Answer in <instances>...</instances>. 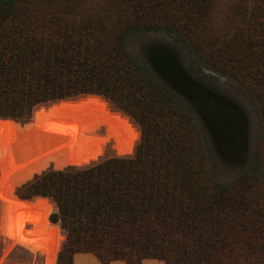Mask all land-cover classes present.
I'll use <instances>...</instances> for the list:
<instances>
[{"label":"trees","instance_id":"1","mask_svg":"<svg viewBox=\"0 0 264 264\" xmlns=\"http://www.w3.org/2000/svg\"><path fill=\"white\" fill-rule=\"evenodd\" d=\"M220 4L253 69L235 79L264 87V0H0V120H12L0 121V159L12 165L7 222L50 237L57 264L77 255L100 264H264V139L257 166L218 181L216 141L163 85L181 73L176 55L141 36L207 34ZM253 91L264 116V92ZM223 123L234 138L233 121ZM101 127L127 133L114 145L120 157L98 160L105 149L91 143ZM77 151V168L63 169ZM22 184L25 222L15 203ZM38 197L52 202L51 215Z\"/></svg>","mask_w":264,"mask_h":264},{"label":"rangeland","instance_id":"2","mask_svg":"<svg viewBox=\"0 0 264 264\" xmlns=\"http://www.w3.org/2000/svg\"><path fill=\"white\" fill-rule=\"evenodd\" d=\"M223 1L224 4H226L227 0ZM220 7L223 11H219L218 9L214 10L209 16V22L205 24L206 29L210 31L207 32V34L199 29L193 30L189 27V31L186 29L188 31V39L186 40L185 38L182 39L180 35L170 31L145 33L141 36L143 37L142 40L146 42L171 48L176 55L179 66L181 67V73H175L173 81L163 82V85L183 102L193 117L192 119L203 130V134L207 136L210 141H216L215 143H211V167L216 179L221 183L227 184L235 181L237 175L244 173L245 170L248 171V169L257 166V151L260 142L264 139V116L261 114L260 103L258 101L259 98L257 97L256 99L253 96L255 94V91L253 90L264 92V87L259 86L253 88L251 87V84L253 83L251 80L243 85L235 79V76L239 74H251L252 72H248V70L253 69L247 68L246 57L242 53L244 52L248 54V52H245L242 47L239 48L237 46V42L239 41H235L232 38L234 33L232 22L229 25L225 23L224 17L226 11L224 8L226 6L220 4ZM235 18L238 17H234L233 19ZM225 26H227L228 29L226 33L223 32ZM215 34H219L220 36H215ZM223 52L224 54H222ZM220 68L228 70L223 71L220 70ZM235 72H237V74H234ZM101 100L107 103L108 109L111 113L127 118L130 124L138 131L137 127L128 117L113 109L104 99L101 98ZM38 108H36V110ZM32 119L33 116L28 122H15L24 125L30 123ZM226 119H230L235 124L236 136L234 138L228 135L227 128L223 123ZM120 134L122 135L116 136L113 134H107V128L105 127H101L96 131L95 136L98 139L92 141L91 146L95 149L98 147L105 149L98 160L105 157H120L117 155L114 145L117 142L120 144H126L127 133L122 132ZM79 139L80 127L78 132V145ZM139 139L136 141L132 153L125 156H131L133 154ZM77 163L78 151L76 155V163L68 167H63V169L69 167L77 168ZM47 170L56 169L49 167L42 172ZM42 172L34 174L33 178ZM10 182L11 176L9 185L0 192L1 197L7 199ZM25 184L20 185L15 193V203L24 222L26 212V203L24 201L27 200H21L17 192ZM38 198L49 202V214L51 215L54 211L52 202L47 198ZM53 226L58 227L57 225ZM23 227L27 229L29 234L39 235L32 231V226L27 225ZM60 234L64 241L61 231ZM63 241L61 242L60 247L62 246ZM6 247L7 240L0 235V264H44V256L39 253L32 254L21 247H16L11 251L5 252ZM74 264L100 263L90 255H77L74 258ZM110 264L125 263L113 262ZM141 264L162 263L149 260L143 261Z\"/></svg>","mask_w":264,"mask_h":264},{"label":"bare ground","instance_id":"3","mask_svg":"<svg viewBox=\"0 0 264 264\" xmlns=\"http://www.w3.org/2000/svg\"><path fill=\"white\" fill-rule=\"evenodd\" d=\"M12 121V120H4ZM11 163L0 159V192L9 185ZM7 199L0 196V235L7 240L5 252L21 247L32 254L44 256V264H56L57 246L49 237L29 234L23 226L11 225L7 222Z\"/></svg>","mask_w":264,"mask_h":264},{"label":"water","instance_id":"4","mask_svg":"<svg viewBox=\"0 0 264 264\" xmlns=\"http://www.w3.org/2000/svg\"><path fill=\"white\" fill-rule=\"evenodd\" d=\"M86 97H89V96H86ZM91 97H97V98H99V99H101V97H98V96H91ZM82 98H85V97H82ZM77 100V99H76ZM69 101H75V100H69ZM61 102H66V101H61ZM58 103H60V102H58ZM58 103H55V104H58ZM52 105H54V104H51V105H49V106H43L44 108H48V107H50V106H52ZM41 107H39L38 109H40ZM37 109V110H38ZM37 110H35L34 112H36ZM33 116V115H32ZM31 120V119H30ZM0 121H4V120H0ZM26 124H28V123H26ZM25 125V124H24ZM0 142H1V139H0ZM89 165V164H88ZM85 166H87V165H85ZM85 166H82V167H85Z\"/></svg>","mask_w":264,"mask_h":264}]
</instances>
